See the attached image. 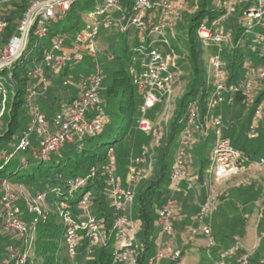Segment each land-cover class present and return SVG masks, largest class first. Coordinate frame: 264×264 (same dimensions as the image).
<instances>
[{
	"label": "built area",
	"instance_id": "built-area-1",
	"mask_svg": "<svg viewBox=\"0 0 264 264\" xmlns=\"http://www.w3.org/2000/svg\"><path fill=\"white\" fill-rule=\"evenodd\" d=\"M76 1L79 0H32L20 18L16 33L4 43L1 41L8 20L0 14V70H5L4 74H0V119L5 113L6 102L14 93L13 85L7 82L11 76L12 64L21 56L28 43L34 42L36 47L40 46L42 40H47L48 43L42 45L39 58L31 66L32 80L27 86L24 98V107L28 111L27 126L21 131L16 150L43 159L56 152L64 143L98 132L105 121L100 95L105 74L99 64L96 62L92 70L79 73L75 84L77 94L70 102L61 104L51 120L47 119L40 106L41 99L51 85L49 74L67 72L62 81V85L67 86L71 83L68 77L73 64L80 62L84 56L94 59L97 57L96 45L99 36H105L110 31L128 32L129 38L134 34L137 39L140 34L145 35V45L137 41L138 44L134 46V55L140 57V61L132 82L142 96L139 109L142 116L138 128L152 134L151 145L141 149L130 159L125 183L115 176L116 164L111 149L104 168L108 205L114 214L111 227L114 241L112 263L137 264L143 246L138 238L139 223L132 218L130 209L138 185L152 174L155 149L164 135V124L169 118V104L176 73L170 69L172 56L165 52L164 46L170 39H174L176 23L191 0H131L128 7L123 0H100L95 2L85 23L79 25L73 34H52L50 25ZM214 8L217 11L215 15L212 18L206 16L196 29L204 54H207L205 66L212 93L206 102V112L200 113L195 105L189 107L184 126L179 130L180 138L174 146L168 177L167 196L156 210L159 238L145 264H160L163 260L173 261L181 256V248L171 240L175 231V195L183 189L182 185L185 190L193 189V183L187 174L186 146L196 135L206 137L212 130L214 138L206 167V194L202 199H197L195 215V221L203 225L202 237L207 257L212 256L211 251L215 246L209 216L222 195L216 187L240 173L245 163L256 169L264 166V156L250 160L247 154L233 146L225 134L232 122L211 113V109L219 105L232 106L237 94L243 97L249 107L253 100V91L260 88L264 81V0H217ZM238 45L242 49L246 48L245 51L249 53L254 66L250 67L244 80L228 82L226 55ZM243 63L246 64L245 61ZM157 106H161L159 111H155ZM148 111L153 112L155 121L145 118ZM262 111L257 106L253 112L247 132L251 139L255 137L254 124ZM94 174L95 170L91 167L85 176L69 181V192L71 188L83 185ZM254 181L253 177L248 176L237 183V186L253 184ZM19 186L20 193L7 180L0 183V226L17 235L21 243L8 246L1 264H25L31 256V241L36 224L47 214L46 194L40 192L32 198H25V213L29 216L25 218L18 201L24 191H29L22 185ZM90 199L91 191L84 190L77 202L80 213L76 215L71 214L65 202H60L56 208L59 218L65 224L67 254L72 260H75L83 238L89 241L86 250L88 257L92 255L93 247L105 242L101 224L90 210ZM190 236H197L195 229L183 232L184 238ZM262 237L264 229L259 231L258 240ZM239 248L237 246L223 251L214 263L229 264V258ZM249 256L248 252L240 253L237 264H249Z\"/></svg>",
	"mask_w": 264,
	"mask_h": 264
},
{
	"label": "trees",
	"instance_id": "trees-1",
	"mask_svg": "<svg viewBox=\"0 0 264 264\" xmlns=\"http://www.w3.org/2000/svg\"><path fill=\"white\" fill-rule=\"evenodd\" d=\"M31 1L32 0H17V2L12 4L4 13V17L8 20V26L3 34L2 43L6 42L10 36L16 33L20 18ZM123 1L124 4H127V7L132 2L131 0ZM94 2L95 0H79L74 2L71 8L54 22L58 23L60 20H63L64 25L62 29L59 31L51 29V33L62 36L73 34L79 26V14L72 16L71 12L76 9L90 10L95 4ZM194 4L195 3L191 1L189 2L188 8L192 10L191 13L188 8L185 9L176 23L174 28L175 37L173 39L175 43L171 41L164 46L165 52H168V54L172 56L170 69L175 73L183 72L182 78L186 79L187 82L183 93L176 101L171 117H169L164 124L165 132L160 139L159 145L155 149L153 157L152 174L147 179L141 181L135 191L133 202L135 206L134 212L135 217L139 219L137 220L139 223L138 238L143 246V251L137 264H145L146 258L150 256L154 250L153 234L156 228H158L155 221V212L164 203L167 196V183L169 177L167 172L170 170L174 156V147H171L174 137L179 129L184 126L188 108L195 105L200 113H205L207 99L212 93V85L204 61L202 42L196 33V29L198 24L206 16L212 18L217 11L214 7L206 9L205 1L200 4L201 8L198 9L193 8ZM185 13H188V15L185 16L186 19L181 21ZM183 25L186 27V34L184 36V41H182V45L178 46L176 42L181 39ZM127 33L128 32L120 33L110 31L107 35L103 36L105 40L109 41L108 49H110L113 44L114 37L118 36L122 38V54L113 51L108 52L107 57L109 58L110 55L112 56V58L109 59L116 62L117 68L110 72H108L106 68L102 69L105 74L100 88L105 116L102 128L92 135H87L69 143H64L56 152L47 158L42 159L31 155V157L27 159L25 155L22 154L20 159L16 160L14 158L16 152H18L16 150V143L20 135L11 147L8 148L6 145L2 144L3 141H11L15 129L18 127L17 122L21 117V111L26 110L24 107V98L27 86L32 80V65L30 63L39 58L42 45L45 46L48 43L47 40H42L40 46H36L33 53L30 51L32 43H28L27 48L11 66L12 72L7 82H10V80L14 82V93L10 96L11 108L6 115H3V117L5 116L6 124L2 128V133L0 134V183L2 180H7L10 184L16 183L24 186L28 191H38V193H40V190H42L44 192L41 193L46 194V202L51 206V209L47 210L45 218L40 219L36 224L35 233L31 241V256L28 257L25 264H74V262L85 264H113L112 251L114 241L111 227L114 214L108 205V187L104 177V168L108 161L109 149L112 150L116 169L118 164H128L130 156H132L133 153L132 147L126 148L120 147L119 145L126 137L133 119L134 107L132 106V99L133 92L136 89L132 82L133 74L130 76L125 70L127 64L132 60V56H135V44L128 46L129 35ZM134 39L136 40L135 43H137L138 39L136 37H134ZM28 53L30 54L29 56H27ZM245 55H249V53L239 45L234 47L232 52L226 55V69L228 74L226 79L228 82L244 80L250 67L254 66V63L251 61L246 64L243 63ZM4 73V69L0 70V74ZM66 74L67 72L63 71L58 74H49V76L51 80L54 79V77L60 78L61 81L58 85L60 90L67 87H71L72 89L74 87L72 83L67 86L62 85V81ZM77 77H79V75ZM180 77L181 76L178 78ZM175 84L176 80L173 84V89ZM262 84H264V81H262L260 85ZM54 85L53 80L51 81L46 95L40 101L41 110L45 113L48 120H51L61 104L70 102L78 91H75V95L70 97L66 95V97L62 99L64 102L58 104L60 90L58 91V87ZM241 100H243V97L237 94L232 106L240 103ZM261 100L264 101V89L256 93L253 98L252 106L250 107L248 118L243 121L239 129L236 130V133L233 135L234 138L231 136V132L235 130L234 125L232 126L231 124V127L225 132L226 136L230 138L233 146L239 148L245 154H247L245 152V143L238 145L239 135L243 132L244 128L248 130L253 112L255 108L259 106ZM114 105L116 108H114ZM232 106L223 105L225 108ZM160 109L161 106L155 107V111H159ZM221 118L231 122L227 117ZM26 119L28 120V116ZM150 135V138H152V134ZM247 138H249L248 135ZM195 139L201 142L198 148L199 166L197 168L196 177L197 185L200 184L201 189L205 191L203 167L204 161L208 160L205 153L211 148L214 138L210 137V135L206 137L196 135ZM138 153L139 151L135 155ZM247 155L253 156V154L250 155V153ZM86 163L88 164L84 166ZM91 167L95 170L94 176L87 179L83 185L71 188L69 192V181H74L77 177L85 176L88 174ZM189 180L193 183V189L187 191H193L196 187L195 181H193V179ZM182 187L184 189V185H182ZM84 190L91 191V212L101 224L105 242L103 245L97 246L94 249L92 252L93 259H91L86 253L89 241L87 238H83L78 246L76 258L72 260L67 254L65 224L59 218L56 208L60 202H65L72 215L79 214L80 211L77 202ZM204 195L205 193H202L199 199H202ZM262 229H264V221H261L259 225V231ZM262 240H264V237L260 238L259 242ZM259 244L249 256V264H251L252 259H255L256 255H258L257 264H264L262 262L264 260V255H262L260 251ZM182 252L183 251H181V256L177 260L169 261V264H178L182 258ZM242 252H244V250L239 248L233 256L235 258H229V264H237V259ZM211 253V255H213L212 260L215 261L219 256L215 247L212 249ZM4 256L5 255H3L2 258L0 257V264Z\"/></svg>",
	"mask_w": 264,
	"mask_h": 264
},
{
	"label": "rangeland",
	"instance_id": "rangeland-1",
	"mask_svg": "<svg viewBox=\"0 0 264 264\" xmlns=\"http://www.w3.org/2000/svg\"><path fill=\"white\" fill-rule=\"evenodd\" d=\"M100 1V0H95V2ZM205 1V8L210 9L214 7L215 3L217 0H191L192 3L194 4V8H201V5ZM17 0H0V14L4 15V13L7 11V9L14 3H16ZM94 2V3H95ZM199 3V4H198ZM190 13L191 9L188 8ZM89 9H83V10H73L71 12L72 16H76V14H79V25H83L87 19ZM188 13H185L183 20L186 19L185 16H187ZM64 25V21L60 20L58 23H52L50 25V28L53 30H61ZM177 30V27H176ZM186 34V27L185 25L182 26V31H181V39L176 42L178 46L182 45V41H184V36ZM102 37L97 38V57L91 58L88 56H84L80 62L77 64L72 65L70 69V75H69V80L71 81L72 85L75 86V83L77 82V76L79 73L85 72L92 70L93 67H95L96 62L99 64V66L102 69H107L108 72H110L113 69L117 68V64L115 61L110 60L107 55L108 52H118L122 54V38L116 36L114 37L113 44L111 45L110 49H108L109 41L103 40ZM138 41L139 43L145 45L146 39L144 34H140ZM173 41V39H170V42ZM136 40L134 39V34H132V37L129 38L128 41V46H132V44L136 45L138 43H135ZM175 43V41H173ZM31 53L35 51L34 47V42H32L30 46ZM244 50L246 48L244 47ZM30 54L28 53L27 56ZM132 60L127 64V67L125 68L126 72L132 76V74H136L138 71V66L137 63L140 61V57L138 56H132ZM207 54H204V61H206ZM251 60L250 55H245V63H248ZM34 61H31V65L33 64ZM183 72L176 73L175 80L176 84L173 90L172 97L170 99V104H169V117H171L172 112L174 110L175 104L177 99L180 97V95L183 93L185 84L187 82L186 79L182 78ZM181 76L180 78H178ZM54 80V86L58 87V91L60 90L59 88V83H60V78L59 77H54L51 81ZM10 85H13L14 87V82L10 80L8 82ZM261 89H264V84L260 85V88H257L255 91H253V98L255 97L256 93H258ZM71 91V87L67 88H62L59 91V100L58 104L62 102V99L66 97V95H69ZM126 97V95H125ZM132 106L134 107L133 111V119L130 124V128L128 130V133L124 140L119 144L120 147H132V156L133 157L138 151H140L143 148L150 147L151 145V138H150V133H145L141 131L138 128V124L141 120V113H140V104L142 101V96L140 93L136 91V89L133 92V99H132ZM253 102V100H252ZM252 102L249 107L246 106L245 102L243 100L240 101V103L235 104L232 107L225 108L222 105L217 106L216 108L211 109V113L215 116L219 117H227L229 120L232 122V126L234 125V132H231V136L234 138V133H236V130L239 129L241 126L242 122L245 121L248 118L250 107L252 106ZM104 103V102H103ZM259 106L261 109H264V101H260ZM243 107V108H242ZM11 108V100L10 97L8 101L6 102V110H5V115L9 112ZM114 108L116 106L114 105ZM27 116H28V111L23 110L21 111V117L19 118L17 124L18 127L15 129V132L12 136L11 141H3L2 144L6 145L8 148L12 146L17 140V137L21 134V131L24 130L27 126ZM145 118L150 120V121H155V115H153L152 111H148L145 114ZM234 118V119H233ZM169 119V118H168ZM6 124L5 121V116L0 119V134L2 133V128ZM180 130V129H179ZM247 132L244 128L243 132L239 135L238 139V145L244 144L245 143V152L250 155L253 154V156H248L250 160H255L256 158L258 159L260 156H264V111H262L261 115L259 116V119L256 121L254 124V129L253 132L255 133L254 138H247ZM210 137H213L212 135V130H210ZM180 138V133H176L173 143L171 147H174V144L179 140ZM200 140L198 139H193L188 146H186V151L188 155V165H187V174L188 177H192L193 181L197 183V171H198V166H199V154H198V148L200 146ZM24 154L25 158L29 159L31 157L30 153H22V152H16L15 159L18 160L20 159L21 155ZM210 152L207 151L205 153L206 158H208ZM171 160V159H170ZM129 162V161H128ZM88 163H86L84 166H86ZM128 164H118L117 169L115 170V176L120 175L122 178L126 177L127 170H128ZM208 165V160L204 161V167H203V182L205 185L208 183V179L206 177V167ZM247 165V166H246ZM248 167V163H245V168ZM170 170L167 172L169 174ZM252 175H238L237 178L230 179L226 183H223L221 185H218L216 187L217 190H226L225 195H224V202L223 204H226V212H224L223 206H215L216 211L213 212L214 214L209 216V223L211 225V234L214 238L215 241V248L217 251V254L220 255L221 252L225 250H230L233 247H237L239 244H246V241L248 239V245H246V248L249 247V249L246 250H253L254 251V244L256 242V238L254 233L251 230V224L246 227L244 225V218L243 216L247 213L250 214L251 211L256 210L257 206H260L262 202H264V166L257 169L256 172H251ZM251 176L255 177V184L252 183H245L240 186H237V183H239L241 180L244 178ZM125 179V178H124ZM214 184V182H213ZM18 186H15V190L20 193L21 187L19 186L20 184H17ZM199 190L202 191V193H205L204 190L201 189L200 184ZM24 187V186H23ZM36 191V190H35ZM40 192H44L40 190ZM38 191H29L25 192L22 194L20 197L18 204L21 207V209L25 213V198H32L34 197ZM109 199V198H108ZM189 204L193 205L194 199L190 197L188 199ZM220 205V204H219ZM46 209H51V206L46 202L45 204ZM134 205L130 209V214L133 219L139 220L138 218L135 217V212H134ZM214 208V209H215ZM108 209V208H107ZM219 209V210H218ZM91 210V209H90ZM214 211V210H213ZM224 212V213H223ZM223 213V214H222ZM156 214V212H155ZM154 214V215H155ZM25 216H28L25 213ZM29 217V216H28ZM156 216H155V221H156ZM249 222L252 220V217L247 219ZM202 227L203 225L198 224L195 221V217L193 215L189 216V219L183 227L175 226L174 224V234L172 236V242L178 246V247H183L184 244H182V241L178 239L179 232L181 231V228H183L184 231L189 230V229H195L197 232L196 237H188L186 240V246L184 249H181L182 252V258L180 259L178 264H215L212 260L211 257L205 256V251H204V246H205V241L202 237ZM155 233V231H154ZM259 233V232H258ZM255 241V242H254ZM260 243V244H259ZM20 238L17 235H14V233L7 231L5 228L0 226V257L2 258L3 255H5L6 250L9 245H20ZM257 244L260 246V251L262 252V255H264V240L259 242L258 237H257ZM256 244V245H257ZM255 245V246H256ZM100 246V245H97ZM93 247L94 249L97 247ZM114 246V245H113ZM246 252V251H244ZM93 259V254L91 257ZM258 261V255H256L255 259H252L251 264H257ZM73 264V263H72ZM87 264V263H86ZM160 264H169L168 260H163L160 262Z\"/></svg>",
	"mask_w": 264,
	"mask_h": 264
},
{
	"label": "crops",
	"instance_id": "crops-1",
	"mask_svg": "<svg viewBox=\"0 0 264 264\" xmlns=\"http://www.w3.org/2000/svg\"><path fill=\"white\" fill-rule=\"evenodd\" d=\"M73 87V86H72ZM75 91H77V89H76V87L74 86L72 89H71V91L69 92V93H71L70 95H68L69 97L70 96H72V95H75ZM62 102H64V100H62ZM209 151H210V149H209ZM135 156V155H134ZM260 157H262V156H260ZM132 158V157H131ZM130 158V159H131ZM130 159H129V161H130ZM257 159V158H256ZM129 163V162H128ZM256 168H252V167H250V166H248V167H244L243 169H242V171H240V173H238L235 177H233L232 179H234V178H237V176L238 175H246V174H248V175H252L251 174V172L253 171V172H256ZM121 182H123V183H125V177H121L120 175H117L116 176ZM253 178H255L254 176H253ZM189 179H193L192 177H189ZM255 182V181H254ZM253 184H255V183H253ZM13 187H15V186H18L16 183H12L11 184ZM195 185H196V187H195V190H193V191H187V190H185V189H181L180 191H178L177 193H176V195H175V207H174V211H175V215H176V219H175V226H181V227H183L184 225H186V223H187V221H188V219H189V216L191 215H193V217H195V215H196V209H197V199H199L201 196H202V192H201V190H199V186L197 185V183H195ZM204 187H205V194H206V185L204 184ZM219 192H221L222 193V195L220 196V198H219V201H218V203H217V207L218 206H223V208H224V212H226V207H227V205L226 204H223V203H225L224 202V195H225V193H227V192H225L223 189L222 190H218ZM190 197H192L193 199H194V202H193V205H191V204H189V198ZM200 200V199H199ZM220 204V205H219ZM219 210V209H218ZM216 211V208L214 209V211L213 212H215ZM211 213V216L214 214V213ZM223 212V213H224ZM222 213V214H223ZM252 217V220L249 222L247 219H249V218H251ZM25 218H26V216H25ZM243 218H244V220H243V222H244V225L246 226V227H248V225H250L251 226V230H252V232L254 233V235H255V240H256V242H255V244H254V250H255V248H256V246L258 245L257 244V237H258V232H259V225H260V222L261 221H264V202H262V204L260 205V206H257V208H256V210H254V211H251V213L250 214H245L244 216H243ZM174 230H175V228H174ZM183 232H184V230H183V228H181V231L179 232V235H178V239L180 240V241H182V244H184V246L183 247H179V248H181V249H184L185 248V246H186V240L188 239V238H184L183 237ZM158 238H159V234H158V228H156V230H155V233L153 234V241H154V245L156 244V242H157V240H158ZM165 238V237H164ZM248 239H247V241H246V244H239L238 245V247H240L241 249H243L244 251H246V252H248V253H252L253 252V250H246V249H249V247L248 248H246V245H248ZM257 244V245H256ZM256 245V246H255ZM178 247V246H177ZM222 253V252H221ZM205 254V253H204ZM205 256H206V254H205ZM212 257H213V255H212ZM235 257H233V259H234ZM213 262H214V260H213Z\"/></svg>",
	"mask_w": 264,
	"mask_h": 264
}]
</instances>
